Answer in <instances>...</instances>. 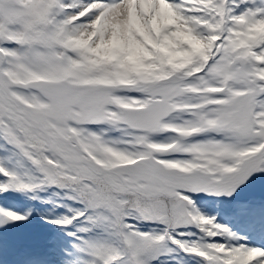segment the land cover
<instances>
[{
	"label": "snow or ice",
	"instance_id": "snow-or-ice-1",
	"mask_svg": "<svg viewBox=\"0 0 264 264\" xmlns=\"http://www.w3.org/2000/svg\"><path fill=\"white\" fill-rule=\"evenodd\" d=\"M261 178L264 0H0V194L59 264H264Z\"/></svg>",
	"mask_w": 264,
	"mask_h": 264
},
{
	"label": "rangeland",
	"instance_id": "rangeland-1",
	"mask_svg": "<svg viewBox=\"0 0 264 264\" xmlns=\"http://www.w3.org/2000/svg\"><path fill=\"white\" fill-rule=\"evenodd\" d=\"M262 195H264V178L255 180L254 182H250V185L248 187H246L245 189H242L239 193L237 198L239 199H249V198H259ZM2 203H0L1 205ZM3 207H8L13 209L14 211H18L21 213H27V212H31V216L29 217V221L26 223H23V231L21 233H19V235H23V233H36L39 231H42L41 226L39 225H48L46 224L42 219H41V215H47L50 212L53 211H49L46 210L44 208L41 209V211H38L37 213H33L31 209H28L27 206L24 207H19L16 204H12L10 207L6 206L4 204H2ZM230 205V202H229ZM207 211H209L210 213L213 211V209L211 208V206H209L207 209ZM227 210H225L224 212L221 213V218L224 219V221L226 223H229L230 225H232L234 228L236 229H240V230H247L243 224V222L241 221H237L231 217H228L226 214ZM16 225H9L6 228H10V227H14ZM59 231V237L62 236V231L60 229H57ZM61 239V238H60ZM58 239L57 243L58 245L63 244L62 241ZM257 237L255 235H253L252 237V242L255 243L257 242ZM54 244V243H52ZM47 255L49 256V263L48 264H59V255H60V250L59 249H55V248H51L49 250V252L47 253ZM51 256V257H50Z\"/></svg>",
	"mask_w": 264,
	"mask_h": 264
},
{
	"label": "trees",
	"instance_id": "trees-1",
	"mask_svg": "<svg viewBox=\"0 0 264 264\" xmlns=\"http://www.w3.org/2000/svg\"><path fill=\"white\" fill-rule=\"evenodd\" d=\"M27 197V196H26ZM22 226L21 225H16V228L19 229L21 228Z\"/></svg>",
	"mask_w": 264,
	"mask_h": 264
}]
</instances>
